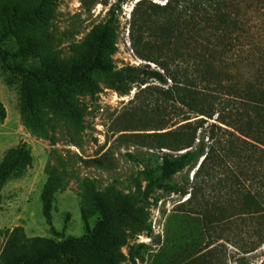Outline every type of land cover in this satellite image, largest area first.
<instances>
[{"label":"rangeland","instance_id":"obj_1","mask_svg":"<svg viewBox=\"0 0 264 264\" xmlns=\"http://www.w3.org/2000/svg\"><path fill=\"white\" fill-rule=\"evenodd\" d=\"M138 1L0 0V264L60 235L100 251L31 264H264V167L219 160V122L178 114L190 94L166 105L149 46L176 23ZM224 66L264 83V66Z\"/></svg>","mask_w":264,"mask_h":264},{"label":"trees","instance_id":"obj_2","mask_svg":"<svg viewBox=\"0 0 264 264\" xmlns=\"http://www.w3.org/2000/svg\"><path fill=\"white\" fill-rule=\"evenodd\" d=\"M144 2L147 1L139 0L135 6L139 13L143 10L144 22L152 16H161L172 17L176 23L172 34L149 46L157 55L156 59L149 60L160 70L148 69V77L164 84L172 83L164 90L166 105L177 107L176 103L183 99L181 93H188V100L180 102L187 108H178V114L194 113L219 122L207 125L208 139L215 143H220L222 138L225 141L220 153L214 152V145H211V163L219 153V160L254 162L264 167V83H248L256 81L238 76L224 66L230 62L238 71L236 68L246 63L254 67L253 72L264 66V0H165L162 4L152 2L147 8L143 7ZM210 56L211 63L200 61ZM208 90H211V98L205 96ZM199 119L208 122L205 117ZM189 156V153L170 156L163 176L169 178L184 168ZM2 170L0 168V174ZM49 208L48 202L45 205L47 217ZM16 233L19 235L20 228ZM59 237V241L45 242L36 257L23 255L18 263L60 258L77 260L79 254L75 246L79 244L93 245L100 251L95 239Z\"/></svg>","mask_w":264,"mask_h":264}]
</instances>
